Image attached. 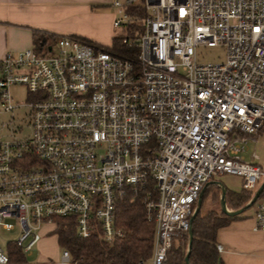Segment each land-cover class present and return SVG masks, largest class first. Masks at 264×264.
Here are the masks:
<instances>
[{"label":"built area","instance_id":"built-area-1","mask_svg":"<svg viewBox=\"0 0 264 264\" xmlns=\"http://www.w3.org/2000/svg\"><path fill=\"white\" fill-rule=\"evenodd\" d=\"M113 6L117 29L141 26L122 39L136 57L76 36L0 57L1 112L19 107L14 87L29 94L28 133L12 129L0 140V228L19 230L12 243L26 259L59 219L82 239L123 238L116 207L131 191L145 192L156 224L152 264H166L207 186L224 175L250 191L264 181L243 156L264 128V0ZM200 47L223 48L224 61L200 62ZM254 206L255 230L264 232V196ZM11 250L0 246V264H14ZM48 264L75 263L63 250Z\"/></svg>","mask_w":264,"mask_h":264},{"label":"crops","instance_id":"crops-1","mask_svg":"<svg viewBox=\"0 0 264 264\" xmlns=\"http://www.w3.org/2000/svg\"><path fill=\"white\" fill-rule=\"evenodd\" d=\"M115 12L113 0H0V57L34 49L42 37L55 40L60 36H76L99 46L111 47L115 37ZM263 135L264 128L255 141L249 142L244 160L264 171ZM218 180L213 185L218 193H210V185L207 186L202 205L205 200L212 201L217 196L220 211L211 210L227 221L216 234L219 257L223 264H264V232L255 230V206L235 217L226 215L221 206L223 190H226V195L243 193L250 197L243 203V208L251 202L256 191L244 189L238 176L224 175ZM226 207L230 212L237 211L233 205L226 203ZM45 228L35 248L39 254L37 263H56L63 251L55 234L57 227L46 225ZM147 264H152L151 259Z\"/></svg>","mask_w":264,"mask_h":264},{"label":"trees","instance_id":"trees-1","mask_svg":"<svg viewBox=\"0 0 264 264\" xmlns=\"http://www.w3.org/2000/svg\"><path fill=\"white\" fill-rule=\"evenodd\" d=\"M130 13H139L145 16L142 9L130 8ZM141 30L138 23L126 27L123 35L116 33L113 39L112 50L120 55L136 57L138 50L128 49L122 45L124 37H134ZM49 38L42 37L36 42V49L40 50ZM109 50L108 47H102ZM145 192L135 194L128 191L118 202L116 207L117 226L124 230L125 236L113 243L105 241L100 234H94L87 239L79 238L76 227L69 219H59L55 234L58 235L62 250H68L71 260L75 264H140L152 258L156 224L150 220L144 204ZM264 196V193L263 195ZM261 196V197H262ZM250 197L243 193H228L226 203L233 205L236 210L243 208V203ZM223 220L216 211L203 214L201 209L195 217L193 231V245L190 251V264H223L218 255L216 245L217 231L225 226ZM181 239L182 245L176 247L175 241ZM174 241L172 249L168 253L166 264H187L186 257L189 252V234H183ZM11 262L26 263L27 259L16 245L12 246Z\"/></svg>","mask_w":264,"mask_h":264},{"label":"rangeland","instance_id":"rangeland-1","mask_svg":"<svg viewBox=\"0 0 264 264\" xmlns=\"http://www.w3.org/2000/svg\"><path fill=\"white\" fill-rule=\"evenodd\" d=\"M115 13H116V18H117L118 17L117 11ZM125 29H126V26L119 27L118 29L115 28V34L120 33L123 35ZM197 53H198L199 61L204 62V63H220L224 61V58H225V51L221 47H217V48L200 47L198 48ZM11 92L14 96L15 103L19 104V107L15 110L13 115L10 113L1 112L2 109L0 108V140H6L10 138L12 129H14L19 135L21 134L26 135L28 133L27 125L29 124V120L27 116H28L29 109L25 106V104L29 102L28 91L24 87L17 86V87H14ZM247 152H248V149L245 153H243V156L245 158L247 156ZM245 161L248 162L247 160ZM217 182H219L218 179L215 181V183L210 184L209 189H208L210 193H214V194L218 193V192H215L216 188H214L213 186ZM201 208H202L201 211L203 214H206L207 212L212 211L211 209H216L217 211H220L218 197L217 196L214 197L212 201L205 200V204L203 203ZM12 222L16 223V221H12ZM45 229L46 228L44 226L41 230V233H43ZM18 235H19L18 229L16 231H6L0 228V246L4 250H7L8 248L12 249V246H14V243L12 242L16 241V239L18 238ZM180 240L181 239L179 238L177 241H175L176 247H179V245H182ZM35 250L36 249H34L33 253L27 258V261L31 264L37 263L39 259V254Z\"/></svg>","mask_w":264,"mask_h":264},{"label":"water","instance_id":"water-1","mask_svg":"<svg viewBox=\"0 0 264 264\" xmlns=\"http://www.w3.org/2000/svg\"><path fill=\"white\" fill-rule=\"evenodd\" d=\"M205 189L202 191V193L200 195V198H199L198 203H197V206H196V210H195L194 215H193V217L191 219V229L189 230V233H188L189 234V252H188L187 257H186V263L187 264H190V251H191L192 245H193L192 225H193V222H194L195 217L200 212V209H201V206H202V198H203ZM263 193H264V182L260 185V187L258 188V190L255 193L254 198L251 200V202L245 208L240 209V210H237V211H234V212H230V211L227 210V207H226V201H225L226 190H223V193H222L223 196H222V199H221L222 211L226 215H228L230 217L238 216L241 213H243L247 208H250V207L254 206L255 203L261 198V196L263 195Z\"/></svg>","mask_w":264,"mask_h":264}]
</instances>
